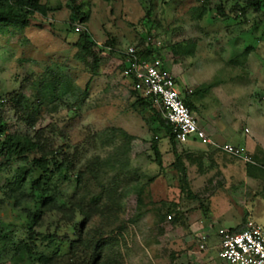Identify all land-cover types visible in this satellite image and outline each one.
Instances as JSON below:
<instances>
[{"label": "rangeland", "instance_id": "374dc122", "mask_svg": "<svg viewBox=\"0 0 264 264\" xmlns=\"http://www.w3.org/2000/svg\"><path fill=\"white\" fill-rule=\"evenodd\" d=\"M220 1L229 10L235 1L242 0H48L49 6L56 10L46 18L35 16L26 29L0 34V99L21 94L37 104L33 130L17 121L14 113L5 107L9 132L33 135L35 130L42 129L41 139L47 148L58 150L60 157H68L78 167L92 157H103L109 152V148L103 147L104 130L120 129L134 138L131 167L147 178L156 175L158 166L153 162L151 144L157 124L152 123V114L147 109L135 105L121 58L141 36L150 37L158 44L155 54L166 71L173 72L181 94L185 87H194L195 92L202 90L199 95L194 94L202 96L205 102L201 117L223 116L228 121L249 113L251 119H260L264 110L261 100L264 21L254 30L251 14H247V21L218 20L214 8ZM75 6L87 15V22H70L71 9ZM202 9L207 13L200 17ZM77 26L91 33L100 47L107 40L116 39L114 55L109 49L97 52L96 74L75 58ZM58 79L69 87L65 96L57 93L56 99L44 102L34 97L43 91L42 84ZM162 136L163 131L159 137ZM161 141L167 150L162 164L167 165L171 147L168 140ZM170 174L168 171L147 185L143 207L137 205L134 194L124 199L119 222L125 228L117 229L119 222L113 225L119 263L225 264L217 256L218 238L208 241V249L201 250L199 238L193 233V224L197 222L193 215L196 211L203 215L208 206L188 199ZM3 181L0 174V183ZM146 181L143 179L141 184ZM87 186L88 192H95L91 181ZM74 191V187H68L64 194ZM233 197L221 196L219 201L225 203L214 212L218 225L228 231L237 228L247 211L242 202L235 204ZM167 208L175 209L170 216L178 218L179 225L173 226L168 218L159 222L158 213L165 214ZM138 214L141 217L136 219ZM17 215L9 205L0 208L3 222L19 225ZM48 221L53 223L55 218Z\"/></svg>", "mask_w": 264, "mask_h": 264}, {"label": "trees", "instance_id": "16d2710c", "mask_svg": "<svg viewBox=\"0 0 264 264\" xmlns=\"http://www.w3.org/2000/svg\"><path fill=\"white\" fill-rule=\"evenodd\" d=\"M214 9L218 20L247 21V14H251L254 16V30L264 21V0L235 1L229 10L220 1ZM55 10L56 8L49 6L48 0H0V34L26 29L35 16L46 18ZM206 13L207 10L202 9L199 16ZM87 19V15L79 7L71 9V23H84ZM262 38L264 39V31ZM145 41L146 37L141 36L134 47L146 59L157 57L156 49L146 48ZM115 44L116 39L111 38L100 47L91 33L82 30L78 32V40L74 44L77 50L75 58L96 74L98 53L109 49L110 54L114 55ZM249 49L252 48L244 51L243 57ZM90 58L92 61L88 62ZM122 67L124 71V63ZM127 79L135 105L147 109L152 114V123L157 124L153 130L151 150L159 173L149 178L131 167L130 152L134 138L123 130H104L103 147L109 148V152L103 157H92L76 167L68 157H60L58 150L47 148L41 139L42 129L35 130L33 135L9 132L4 108L8 107L17 121L23 123L28 130H33L37 113L35 100L21 94H9L0 99V174L4 177L3 183H0V208L9 205L13 211H17L19 219V225L0 220V264H120V253L115 249L118 240L113 235V225L119 222V214L124 211V199L134 194L137 205L143 207L147 185L164 174L159 150L162 139L168 140L174 153L172 166L177 173L172 179L177 180L181 193H185L188 185L186 170L183 168L182 172L178 171L182 166L181 158L177 155V146L180 144L175 140L172 127L156 110L153 99L143 97L135 89L137 80L133 76ZM41 87L43 91L34 97L43 102L56 99L57 93L63 97L69 91L62 79L42 84ZM200 93L202 90L194 94ZM183 102L190 110L188 98ZM162 131L163 136L160 138ZM143 179H147L145 184H141ZM90 181L94 185V193L88 192L87 185ZM68 187L75 189L70 195L64 194ZM187 197L195 199L190 194ZM175 212V209L167 208L165 214L158 213L159 222H164ZM20 216L23 217L22 220ZM139 217L140 214L136 219ZM53 218V223L48 221ZM170 220L173 226L179 225L178 218L172 219L170 216ZM119 223L117 229H124L125 225ZM244 227L245 223L229 232L237 234ZM63 230L66 231L63 233ZM205 247L207 249L206 245Z\"/></svg>", "mask_w": 264, "mask_h": 264}, {"label": "crops", "instance_id": "0c3cea01", "mask_svg": "<svg viewBox=\"0 0 264 264\" xmlns=\"http://www.w3.org/2000/svg\"><path fill=\"white\" fill-rule=\"evenodd\" d=\"M170 74L173 76V72ZM182 90V96L188 98L190 112L205 134L218 145L230 144L243 149L252 160L251 163L244 164L221 151L208 149L197 141L177 146V155L182 162L178 171L182 172L183 168L186 170L188 185L185 193L195 196L193 201L197 204L204 202L208 206V213L198 215L196 211L193 215L197 219L193 224L194 235L199 238V243L202 237H206V245L208 241L219 239L218 230H226L218 225V218L214 215L216 210L223 207L225 202L221 199L219 201V198L225 195L234 196L235 204L242 202L247 208L237 228L243 226L247 220H252L264 230V110H261L260 119H251L249 113L228 121L223 116L201 117L199 114L205 107L202 96H191L195 92L194 87H185ZM188 91L191 93H187ZM249 100L251 102V95ZM261 100L264 101V96ZM217 103L222 104L220 99ZM159 150L166 160L167 150L164 143L159 145ZM170 151V158L167 157L169 162L167 165L163 164L164 174L161 176L169 171L172 173L170 178H173L177 170L172 166L175 157L172 149ZM177 186L179 188V184Z\"/></svg>", "mask_w": 264, "mask_h": 264}, {"label": "built area", "instance_id": "2783aa9c", "mask_svg": "<svg viewBox=\"0 0 264 264\" xmlns=\"http://www.w3.org/2000/svg\"><path fill=\"white\" fill-rule=\"evenodd\" d=\"M75 31L78 33L82 28L77 26ZM145 47L156 49L158 44L148 37ZM139 51L133 46L124 52L123 74L125 77L133 76L137 80L135 89L143 97L153 99L154 106L172 127L178 144L197 141L208 149L221 151L241 160L244 164L252 162L243 149L230 144L218 145L210 139L185 106L173 76L166 71L162 61L158 57L146 59ZM217 236L219 237L217 256L225 264H264V230L259 224L247 220L242 232L231 234L226 230H218ZM205 241L206 237H202L201 250L205 249Z\"/></svg>", "mask_w": 264, "mask_h": 264}]
</instances>
